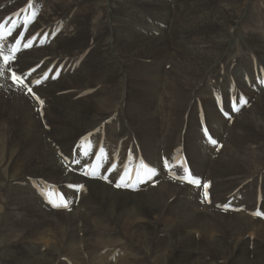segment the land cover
I'll use <instances>...</instances> for the list:
<instances>
[{"label": "bare ground", "instance_id": "6f19581e", "mask_svg": "<svg viewBox=\"0 0 264 264\" xmlns=\"http://www.w3.org/2000/svg\"><path fill=\"white\" fill-rule=\"evenodd\" d=\"M33 2L42 14L32 34L63 29L13 65L0 61V264H264L254 216L264 213V0ZM28 4L0 0V21ZM39 65L32 77L64 66L34 89L41 100L10 77ZM231 86L251 103L232 123L214 101ZM201 109L218 152L201 134ZM89 134L159 167L187 153L212 183L211 205L164 170L137 193L83 178L69 168ZM35 180L67 188L72 206L50 210Z\"/></svg>", "mask_w": 264, "mask_h": 264}, {"label": "snow or ice", "instance_id": "6c2138e0", "mask_svg": "<svg viewBox=\"0 0 264 264\" xmlns=\"http://www.w3.org/2000/svg\"><path fill=\"white\" fill-rule=\"evenodd\" d=\"M0 23H3L2 21H0ZM37 83H39V81H37ZM29 91H31V88H29ZM38 99V98H37ZM41 104H43V101H40ZM212 143L215 145L217 142L213 139L212 140ZM185 171H187V169H185ZM106 178V177H105ZM194 183L196 184L197 187H200V182L198 180L194 181ZM117 188L121 187V185L119 183H117L115 185ZM205 189L208 187L207 185H204L203 186ZM205 197L207 198L208 197V192L205 191L204 193Z\"/></svg>", "mask_w": 264, "mask_h": 264}, {"label": "rangeland", "instance_id": "374dc122", "mask_svg": "<svg viewBox=\"0 0 264 264\" xmlns=\"http://www.w3.org/2000/svg\"><path fill=\"white\" fill-rule=\"evenodd\" d=\"M87 33V32H86ZM247 41H249L250 43H252V42H254V40H247ZM91 61H94V62H96L93 58H92V60ZM93 65H95V64H93ZM9 210V206H7L6 208H5V211L7 212ZM9 228V226L7 227L6 226V228H5V230L4 231H6V229H8ZM249 238H251V239H255V236L254 235H250V236H248ZM42 245H44V244H42ZM0 248H3L2 246H0ZM72 264H75V263H72Z\"/></svg>", "mask_w": 264, "mask_h": 264}]
</instances>
